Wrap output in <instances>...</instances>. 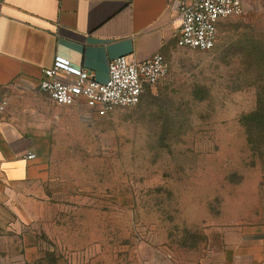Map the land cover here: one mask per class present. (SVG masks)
I'll list each match as a JSON object with an SVG mask.
<instances>
[{
	"label": "rangeland",
	"instance_id": "rangeland-1",
	"mask_svg": "<svg viewBox=\"0 0 264 264\" xmlns=\"http://www.w3.org/2000/svg\"><path fill=\"white\" fill-rule=\"evenodd\" d=\"M169 63L44 179L0 180V264H264V0Z\"/></svg>",
	"mask_w": 264,
	"mask_h": 264
},
{
	"label": "crops",
	"instance_id": "crops-1",
	"mask_svg": "<svg viewBox=\"0 0 264 264\" xmlns=\"http://www.w3.org/2000/svg\"><path fill=\"white\" fill-rule=\"evenodd\" d=\"M178 29L174 0H0V97L7 103L0 180L44 179L58 147L78 145L102 118L84 104L59 106L40 90L56 57L106 82L119 57L142 63L162 54L169 61Z\"/></svg>",
	"mask_w": 264,
	"mask_h": 264
},
{
	"label": "built area",
	"instance_id": "built-area-1",
	"mask_svg": "<svg viewBox=\"0 0 264 264\" xmlns=\"http://www.w3.org/2000/svg\"><path fill=\"white\" fill-rule=\"evenodd\" d=\"M247 0H174L179 29V48L211 51L219 38L221 24L244 12ZM170 72V63L162 54L145 62L128 56L112 60L106 82L97 81L85 69L73 67L56 57L50 68L43 70L40 90L59 106L86 105L98 117H107L118 108L136 106L144 92L158 85ZM7 103L0 97V119ZM29 155L28 159H34Z\"/></svg>",
	"mask_w": 264,
	"mask_h": 264
}]
</instances>
